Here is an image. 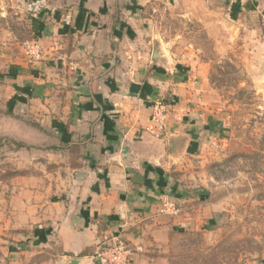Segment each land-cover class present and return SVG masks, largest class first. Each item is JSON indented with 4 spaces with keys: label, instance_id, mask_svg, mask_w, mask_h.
<instances>
[{
    "label": "crops",
    "instance_id": "crops-1",
    "mask_svg": "<svg viewBox=\"0 0 264 264\" xmlns=\"http://www.w3.org/2000/svg\"><path fill=\"white\" fill-rule=\"evenodd\" d=\"M149 5L209 34L222 5L253 4L0 0V264H96L113 235L130 264H169L177 234L213 221L207 163L226 138L202 101L206 64L155 48L170 43ZM159 101L162 133L151 122ZM164 197L176 212H161Z\"/></svg>",
    "mask_w": 264,
    "mask_h": 264
},
{
    "label": "rangeland",
    "instance_id": "rangeland-1",
    "mask_svg": "<svg viewBox=\"0 0 264 264\" xmlns=\"http://www.w3.org/2000/svg\"><path fill=\"white\" fill-rule=\"evenodd\" d=\"M250 3L239 14L225 5L207 14L220 25L209 34L192 17H171L151 5L145 13L170 43L155 48L163 54L191 52L206 64L202 101L223 125L213 132L226 138L221 154L207 163L214 177L207 200L216 208L205 226L207 236L177 234L169 264L264 263V0Z\"/></svg>",
    "mask_w": 264,
    "mask_h": 264
},
{
    "label": "built area",
    "instance_id": "built-area-1",
    "mask_svg": "<svg viewBox=\"0 0 264 264\" xmlns=\"http://www.w3.org/2000/svg\"><path fill=\"white\" fill-rule=\"evenodd\" d=\"M166 105L160 102H155L151 113V122L155 130L159 133L164 132V124L166 120ZM167 213L176 212L175 206L164 197L162 202V211ZM132 251L127 243L120 235H113L102 244L93 255V260L96 264H130Z\"/></svg>",
    "mask_w": 264,
    "mask_h": 264
},
{
    "label": "water",
    "instance_id": "water-1",
    "mask_svg": "<svg viewBox=\"0 0 264 264\" xmlns=\"http://www.w3.org/2000/svg\"><path fill=\"white\" fill-rule=\"evenodd\" d=\"M153 57H154V59H158L159 58V51L156 49V50H154V52H153Z\"/></svg>",
    "mask_w": 264,
    "mask_h": 264
}]
</instances>
